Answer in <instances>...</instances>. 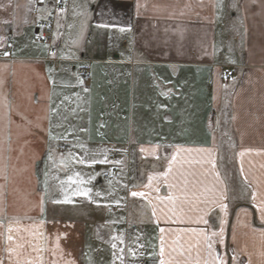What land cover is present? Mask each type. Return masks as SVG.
<instances>
[{"label": "crops", "instance_id": "0c3cea01", "mask_svg": "<svg viewBox=\"0 0 264 264\" xmlns=\"http://www.w3.org/2000/svg\"><path fill=\"white\" fill-rule=\"evenodd\" d=\"M52 1L42 0L39 5L36 0H0V53H12L0 54V65L9 66L2 73L5 84L0 88L7 98L0 100V141L10 176L0 204V257L5 264H9L6 249L21 252L17 245L26 241L44 249L39 253L44 264L53 259L57 264H139L142 258L158 264L160 237L166 241L164 259L176 239L173 233H160V228L197 227L166 223L160 212L163 208L176 219L168 211L173 205L157 196H178L168 185L179 182L181 173H204L200 179L215 184L217 190L226 189L229 248L235 247L241 260L248 259L247 253L252 264H264V240L252 230L264 225L251 203L253 190L264 192V0H221L222 10L214 6L217 0H203L202 5L201 0H139L143 5L139 17L137 0H89L87 19L78 14L86 0H67L65 13L55 16L53 39L57 31L59 37L45 48L33 37ZM104 4L108 6L103 8ZM129 22L128 33L95 26ZM72 40H78V45ZM52 51L57 53L55 58ZM73 53L78 60L69 58ZM47 67L54 70L55 84L47 79ZM82 67L90 72L85 93L75 75L81 79ZM42 95L51 96V107L60 105V116L51 113L53 140L34 127L36 117L45 115L49 105L47 99L34 102ZM64 96L70 99L64 101ZM42 124L48 127L46 120ZM49 148L52 160L46 159ZM113 150L121 153L124 172L99 183L100 174L116 163ZM209 154L216 164L212 173L204 162ZM34 155L38 156L35 168ZM173 155L176 161L166 180L160 173L167 171ZM79 158L108 162L79 164ZM71 172L85 175V189L94 190L85 197V206H77L76 200L53 203L63 200L60 193L67 191L59 177ZM149 176L156 177L152 183L159 193L144 187ZM90 177L94 179L89 182ZM130 191L146 196L131 197ZM242 208L251 215L245 216L239 211ZM129 225L136 227L134 233H126ZM36 230L42 235L33 236ZM117 236L123 243L113 239ZM153 248L157 255L150 256ZM30 252L14 255L13 260L34 259L37 253ZM135 254L137 260L132 258Z\"/></svg>", "mask_w": 264, "mask_h": 264}, {"label": "snow or ice", "instance_id": "6c2138e0", "mask_svg": "<svg viewBox=\"0 0 264 264\" xmlns=\"http://www.w3.org/2000/svg\"><path fill=\"white\" fill-rule=\"evenodd\" d=\"M88 2L89 0H86L85 4L82 6L83 11L79 12V15H83L87 19L88 14ZM66 0H55V4L53 5V8L51 10L45 9L49 12V15L52 14V11L55 10L59 14L65 13V7ZM203 4V0H201V5ZM108 5L104 4L102 7L106 8ZM218 9H223V4L221 0H217V3L214 5ZM143 7L141 3H139V0H137V3L135 4L136 9V16H140V9ZM186 8H190V5H185ZM231 7L236 8V5L233 4ZM238 11V9H237ZM103 14V13H101ZM183 11L181 12V15H183ZM171 18V17H170ZM59 18L57 19V30L60 28ZM97 28H117L119 32L121 33H128L132 31V24L129 22L126 26H120L117 24H108V23H99L95 25ZM44 25H41V28H43ZM73 25L69 24L68 28L71 29ZM86 27V20L82 22L81 24V35H83V29ZM59 37V32L57 31V35L53 39V43H55V40ZM38 40L43 39V35L41 33L40 36L37 37ZM71 44L78 45V40H72ZM45 48L48 47L47 44L44 45ZM213 47H215L213 45ZM2 54L4 57H8L9 55H12V53L8 51H4ZM51 57L55 58L57 53L55 51H52L50 53ZM69 58H75L79 59L78 56H75L73 53L72 57ZM9 66L7 64L0 65V88H3L5 84V80L3 78V71L6 70ZM62 70H66L63 69ZM53 68L47 67V79L51 81L53 84H55V80L53 79L52 73ZM70 71V70H69ZM14 75V73H13ZM76 83L82 85L83 80L79 78V74L76 73ZM84 91L87 92L88 89L84 88ZM7 98L3 96L2 93H0V100H6ZM31 99V97H30ZM41 99H47L49 101V105L46 107L45 112L46 114L43 116H37L36 122L34 124V127L38 129L39 131H43L47 134L50 140L56 139L55 136L52 135V120H51V113H56L58 116H60L59 108L60 105H57L55 108L51 107V96H41L36 99L34 102H38ZM70 97L64 96L63 100H69ZM77 99H79V95L77 94ZM61 104H63V101H61ZM7 106V105H5ZM73 112L75 109L72 110ZM22 116V119L27 120V117H24L23 114L18 113ZM48 122V127L44 128L42 122L43 121ZM28 125H33V121L27 120ZM17 127H20L19 125ZM56 127H61L60 124H57ZM79 131L84 132L86 129H79ZM25 132H28L29 135L32 133L29 131V129L25 128ZM65 138V137H61ZM25 143H31V141H25ZM79 147L83 148V144L79 145ZM159 147V145L157 146ZM11 149H9L10 151ZM3 147H2V141H0V181H4V183H0V204L3 203V198L6 193V186L7 183L10 180V176L8 173V165L4 162L5 157L3 156ZM107 151V150H105ZM141 152L145 151V149L141 148ZM155 151V149H153ZM196 151H206L204 149H197ZM21 154H23V150H21ZM72 154L69 153V156ZM241 156L244 155L243 152L240 153ZM38 159L37 155H34L33 157V168H35V162ZM47 160H52L51 155V148H49L47 153ZM176 161V156L173 155L171 157V161L169 163L168 169L164 173H160V175L164 176L167 180V177L169 176V173L172 172V162ZM107 159L104 160H97L95 158L91 160H86L85 158H79L77 159V163L79 164H97V163H107ZM208 165H210V169L207 170L208 173H212L215 168L216 164L215 162L210 158L204 161ZM116 163H121L120 161H117ZM15 171V169H14ZM19 171H24V169H21ZM241 173H243V169L241 168ZM45 177H47V172L44 173ZM79 176V173L76 174ZM205 175L204 173L197 174V173H188L180 174V180L177 183H171L168 185L170 189H174L176 192L179 193L178 196H174L172 194H169L167 197H159L157 196V199L163 202L164 200H167L169 203L173 205L172 208L168 209L169 212L172 213V216H175L176 219L173 220L171 217L168 216V214L164 211L163 208L160 209V212L162 216L165 219V222H171V223H180V224H189V225H197V227H185V228H177V229H165L160 228V233H173L176 235V239L173 241V244L170 246L171 251L168 253V258L164 259L165 256V243L163 235L160 237V248H159V256L161 257L158 261V264H252L251 255L244 253V255L248 256L247 260H241L240 256L241 253L237 251L235 247L229 248L228 245V236H229V220L227 217L229 216V205L226 204L224 201L227 199V191L226 189L223 190H217L215 184L208 183L205 179H200V176ZM215 176L219 177V173H215ZM191 177V179H189ZM71 177H69V180L71 181ZM91 179H94V177L89 178V182ZM156 179L155 176H149L148 177V184L144 185V187L149 188L152 191H155L159 193L160 188L158 186L153 185V180ZM245 182H247V177H244ZM76 183H84V181L79 180L75 181ZM63 184V181H61ZM111 183V182H110ZM249 188L251 187V184L247 185ZM124 187H127V185H124ZM132 187H137V185H133ZM44 191L47 192V179H45L44 182ZM92 192V189H82L77 188L72 195L74 196H85L88 197L89 194ZM96 196H100L101 193L97 191L95 193ZM131 197H145L146 193L141 191H130ZM178 201V203H177ZM53 203L59 204V203H72V200L70 196L65 193L63 200H54ZM117 204H119V201H116ZM251 203L252 208L256 213L259 215V220L262 225H264V192H257L253 190L251 195ZM41 210H43V197H41L40 201ZM222 213L223 215L216 216V212ZM240 212H243L245 216H250L251 213L247 208H242L239 210ZM3 212V208L0 207V213ZM152 216H156V210L154 209L152 211ZM213 217V221L210 222L208 217ZM237 217H239V212L237 213ZM27 219H30V217H25ZM12 219H17L13 217ZM18 222V221H17ZM217 222H218V228H217ZM43 223V222H41ZM200 225H204L205 227H199ZM27 231V229H25ZM253 232H258L261 239L264 240V227L261 228H255L253 227ZM9 232L12 231L11 228L8 229ZM33 236L39 237L42 235L38 230L34 231L32 233ZM184 237H187V239H184ZM7 239L9 241L13 240V237L11 235H8ZM114 240H120L121 243H123L122 237H113ZM139 239V237H137ZM232 243H235V230L233 227V231L231 234ZM59 247V245H57ZM143 247V245H141ZM17 248L22 249L23 251L17 252L14 248H7L6 251L9 253L7 259L9 261V264H44L43 257L39 255L41 251L44 249H41L38 245L33 244L30 241H26L24 244L17 245ZM112 248H116V244H112ZM28 249L31 250V252L37 253V256L34 259H28L25 257L23 261H21L19 258L13 260V256L19 257L21 255H24V252ZM52 252V255L55 256L56 252L55 250H50ZM62 251V250H61ZM121 252H123V249H120ZM29 253V255L31 254ZM150 256L157 255L155 248H153V252L149 254ZM264 255V253H262ZM113 256H116V253L113 252ZM0 264H5V258L0 257ZM48 264H57L56 260H51L48 262ZM67 264H75V261H69Z\"/></svg>", "mask_w": 264, "mask_h": 264}, {"label": "built area", "instance_id": "2783aa9c", "mask_svg": "<svg viewBox=\"0 0 264 264\" xmlns=\"http://www.w3.org/2000/svg\"><path fill=\"white\" fill-rule=\"evenodd\" d=\"M36 2L40 5L42 4V0H36ZM67 2V0H66ZM55 4V0L52 1V5L50 10L53 8V5ZM57 11L53 10L52 14L48 15L41 19L40 22L38 23V26L36 28L35 34H34V41L38 44H47L50 45L53 39L54 35V23H55V16H56ZM41 25H44L43 28H41ZM42 33L43 39L38 40L37 37L40 36ZM57 64V63H55ZM80 77L83 80V85L86 88H90V72L88 67H82L80 71ZM113 158L117 161H120V156L121 153L117 150H113L111 152ZM124 172V169L119 163H115L114 165L109 166L107 170H105L103 173L100 174L98 177L99 183H103L104 181L114 178V177H119L122 173ZM112 211H115V208H111ZM118 227H122L121 225H118ZM117 227V228H118ZM136 231V227L134 226H127L126 228V233H134ZM139 264H153L152 262H147L145 259H139L138 261Z\"/></svg>", "mask_w": 264, "mask_h": 264}, {"label": "rangeland", "instance_id": "374dc122", "mask_svg": "<svg viewBox=\"0 0 264 264\" xmlns=\"http://www.w3.org/2000/svg\"><path fill=\"white\" fill-rule=\"evenodd\" d=\"M83 92L85 93L84 90H83ZM64 163H66V162H64ZM69 177L72 178L71 181L69 180ZM59 179L61 181H63V184L60 182L61 187H63L64 189H67V191H63L62 193H60L62 195V197H64L65 193H67L70 196V198H71L72 201H75L76 200L75 203H76L77 206H81V205L85 206V196H74V195H72V193L77 188L85 189V175L84 176H76V175H74L71 172L69 175L59 177ZM79 180L84 181V183L80 184V183H76L75 182V181H79ZM96 188L97 187H95V189ZM50 194H52V192H50L49 187H47V199L48 200H50ZM91 194H94V190L93 189H92ZM79 210H82V209H79ZM132 258L135 259V260H137V254H135V256L132 257Z\"/></svg>", "mask_w": 264, "mask_h": 264}]
</instances>
